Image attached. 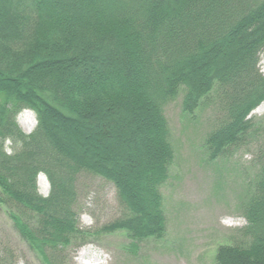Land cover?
<instances>
[{
    "label": "trees",
    "instance_id": "16d2710c",
    "mask_svg": "<svg viewBox=\"0 0 264 264\" xmlns=\"http://www.w3.org/2000/svg\"><path fill=\"white\" fill-rule=\"evenodd\" d=\"M263 53L264 0H0V206L41 264H68L72 246L113 233L133 258L164 237V108L180 93L186 115L217 106L209 161L256 150L245 226L215 264H264V116L250 117L264 103ZM23 109L37 121L29 135ZM83 175L114 189L118 217L97 229L79 227Z\"/></svg>",
    "mask_w": 264,
    "mask_h": 264
},
{
    "label": "rangeland",
    "instance_id": "374dc122",
    "mask_svg": "<svg viewBox=\"0 0 264 264\" xmlns=\"http://www.w3.org/2000/svg\"><path fill=\"white\" fill-rule=\"evenodd\" d=\"M259 68L264 75V54ZM183 93L164 108L169 129L173 161L168 179L161 187L166 232L159 240L149 239L139 247L136 258L122 249L129 242L124 233H113L72 246L68 264H215L220 245L228 244L236 230L245 226L238 210L257 171L256 150L243 147L209 161L204 140L216 124L218 109L209 103L192 115L182 112ZM264 116V103L251 114ZM20 129L29 134L34 118L18 113ZM39 194L46 196L48 184L37 183ZM77 210L81 229H97L118 217L112 185L100 178L83 175L77 183ZM9 256L11 258H9ZM0 259L7 264H41L19 238L0 206Z\"/></svg>",
    "mask_w": 264,
    "mask_h": 264
}]
</instances>
